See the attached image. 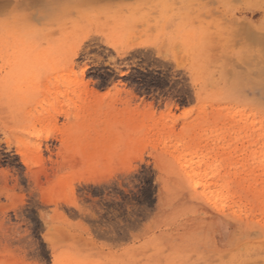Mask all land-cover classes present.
Returning a JSON list of instances; mask_svg holds the SVG:
<instances>
[{"label":"rangeland","instance_id":"rangeland-1","mask_svg":"<svg viewBox=\"0 0 264 264\" xmlns=\"http://www.w3.org/2000/svg\"><path fill=\"white\" fill-rule=\"evenodd\" d=\"M0 264H264V0H0Z\"/></svg>","mask_w":264,"mask_h":264},{"label":"bare ground","instance_id":"bare-ground-1","mask_svg":"<svg viewBox=\"0 0 264 264\" xmlns=\"http://www.w3.org/2000/svg\"><path fill=\"white\" fill-rule=\"evenodd\" d=\"M190 176V175H189ZM195 186H197V184H195ZM206 196V194H205ZM209 202H213L212 204H216V200L214 199V201H212L213 199H209L210 197H207ZM218 201V200H217ZM215 206V205H214ZM217 206V205H216ZM218 208V207H217ZM221 208H218V210H220Z\"/></svg>","mask_w":264,"mask_h":264},{"label":"snow or ice","instance_id":"snow-or-ice-1","mask_svg":"<svg viewBox=\"0 0 264 264\" xmlns=\"http://www.w3.org/2000/svg\"><path fill=\"white\" fill-rule=\"evenodd\" d=\"M197 187H199V185H197Z\"/></svg>","mask_w":264,"mask_h":264}]
</instances>
